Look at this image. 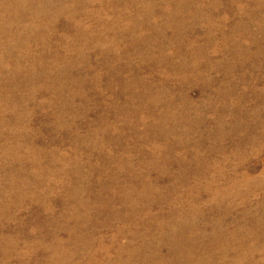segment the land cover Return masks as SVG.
Masks as SVG:
<instances>
[{"label":"rangeland","instance_id":"obj_1","mask_svg":"<svg viewBox=\"0 0 264 264\" xmlns=\"http://www.w3.org/2000/svg\"><path fill=\"white\" fill-rule=\"evenodd\" d=\"M109 1L110 11L79 18L84 27L98 30L96 38V31L85 35L90 41L86 45L90 46L86 53L89 64L71 62V56L75 57L68 52L71 43L65 37L74 39L75 29L60 18L53 24L50 38L52 43L59 42L57 46L31 45L44 62L38 77L31 79L35 90L27 86L9 90L11 85L6 90V95L30 97L23 106L18 99L14 103L16 109L21 108L18 115L25 114L20 125L30 142L18 143L17 154L29 147L31 161L10 157L0 166L38 183L31 187L34 189L22 187L19 195L10 197L20 199L9 204L14 206L9 218L14 219L2 221L6 232H17V251L10 264L19 260L65 264L61 254L54 256L49 249L54 236L72 255L67 264H87L93 252L95 264H111L120 245L147 254L141 247L144 238L132 236V226L124 219L130 216L131 206L122 202L123 197L131 186L140 185L138 178L147 186L171 188L163 201L159 191H152L151 200L159 203L149 208L151 215L170 212L171 206L188 209L196 204L205 231L200 240L205 245L213 240L210 209H226L214 203L216 189L233 188L234 181L244 175L264 180V27L259 25L264 11L256 10V0H218L214 10L204 6L197 15L193 11L199 0H132L140 4L133 31L126 25L135 22L129 19L135 6L127 4L129 0ZM178 3L185 4L186 11H177ZM167 6L174 11L172 15ZM146 7H151L148 16H144ZM115 12H122L125 18L115 20ZM208 13L214 15L209 23ZM104 21L113 23L116 31L103 30L100 24ZM176 31L185 33L188 40L182 41ZM115 32L118 42L109 44ZM104 41L108 44L103 45ZM31 63L27 60V69H32ZM56 65L64 68L62 76L54 70ZM134 74L140 83L135 88L125 86ZM5 114L7 122L15 125L14 111ZM161 115L166 116L163 123L156 119ZM5 129L6 139L0 141L10 148L16 134ZM21 140L25 138H18ZM4 174L0 171V177ZM80 184L86 191L77 193L84 205L77 210L68 204L67 195L72 196ZM236 189L239 195L225 200L234 204L227 206L226 223L231 229L238 225L236 234L218 242L219 248L228 245L227 255L214 250L213 259L208 255L210 264L222 260L234 264L243 247L254 256V262L264 264V181ZM92 195L99 200L94 202ZM142 206L139 202L138 211L142 212ZM72 213L80 215L77 222H85L86 227L83 237L71 242L63 227L77 229ZM137 214L136 222L141 218ZM149 226H140L141 235L156 233L150 244L160 245V231L154 222ZM38 243L42 245L31 251ZM163 246L161 254L171 256L168 245ZM127 256L124 252L120 260L126 261Z\"/></svg>","mask_w":264,"mask_h":264},{"label":"bare ground","instance_id":"obj_2","mask_svg":"<svg viewBox=\"0 0 264 264\" xmlns=\"http://www.w3.org/2000/svg\"><path fill=\"white\" fill-rule=\"evenodd\" d=\"M198 6L194 9L193 13L196 15L200 12L202 7H210V12L215 9V7H218L219 2L218 0H214L212 2L206 3L204 0H199ZM97 3V8H93V4ZM231 3V1H230ZM256 10L264 11V0H256ZM127 4H131L134 7V13L132 16L129 17L131 21H135L133 24L126 25V28L129 29V31H133L136 27V20L138 17L139 7L140 4L138 2L129 0ZM185 5V4H183ZM181 5V3L177 4L176 10L180 12L186 11V8ZM92 8V9H88ZM85 9L84 12L80 11ZM112 9L110 1L109 0H59L58 2L55 0H0V140L2 138L6 139L4 129L8 132L15 133L16 137L14 139V146L7 148L4 143H1L0 141V162L6 161L8 158L12 157L13 160H29L31 161L30 153L28 150H31L29 147H26V151L22 152L21 155H18L17 149H19L20 145L18 143L24 142L26 145H29L30 142L27 140L26 133L23 131L22 125H20L21 122V115L24 117V112H22L20 115H18V110L21 108L16 109V104L14 103V99H18L20 105H24V103L30 99L29 96H18L15 95L14 97L10 94L6 95V90L9 85H11L9 90L12 89H20L24 88L25 86L30 87L29 89L35 90V84L31 83V79L38 77L39 72L41 70V56L37 54V50H32L31 48L35 45H40L41 48H48L51 46H57L59 44L58 41L55 43H52L53 32L54 27L53 24L58 21L60 18L66 19L70 27L72 29H75L74 32V39L68 35L65 37L66 42L71 43L70 47H68V52H72L73 57L71 56V62H80L81 64H89V59L86 56L87 50L90 49V46L87 43L90 41L87 40L85 35H89L90 31L91 33L96 31V34L98 33V30H94L92 27H84L82 23L80 22V17L86 18L87 17H94L97 15H102L106 13L108 10L110 11ZM146 13H144V16H148L149 12L151 11V7L143 8ZM175 10V11H176ZM167 12L169 15H172L174 11H170L169 7L167 6ZM115 20H122L123 13H117L115 12ZM123 14V15H122ZM168 15V16H169ZM208 17L207 22L209 23L210 18L214 17L213 14L208 13L206 14ZM250 15V14H249ZM134 16V17H133ZM172 19V17H170ZM251 21L253 20L252 14L248 17ZM182 19V18H178ZM146 19H143V22ZM184 20V19H183ZM209 20V21H208ZM142 21L140 23H143ZM259 25L261 28L264 27V19L259 21ZM101 28L106 31H116L115 26H113V23L110 24L109 22H102L100 24ZM101 29V30H102ZM262 30V29H260ZM188 32V30H187ZM177 35H179L180 39L182 41H187L188 36L185 35V33L181 36L179 32H175ZM209 33V32H208ZM118 34L115 32L112 34V37L109 40V44H117L118 42ZM73 36V34H72ZM90 36V35H89ZM69 39H71L69 41ZM75 40V41H74ZM64 42V40H60ZM81 45L76 46L75 43ZM126 42V41H125ZM106 41L102 42L103 45L108 44ZM34 44L33 46H31ZM80 47V48H79ZM196 53V52H195ZM82 56V57H81ZM84 56V57H83ZM102 62L108 65V63L104 60L105 57L101 56ZM73 59V60H72ZM26 60V62H24ZM27 60L32 62L31 68L27 69L26 63ZM53 61V60H52ZM38 64V66H37ZM41 64V65H40ZM78 64V63H77ZM187 65V63H184ZM89 67V65H88ZM103 67V66H102ZM54 70L57 72L58 75H61L65 72L63 67L55 66L53 67ZM107 71H110L109 69L105 68ZM45 69H43L44 71ZM42 72V71H41ZM135 76V77H134ZM134 77V78H133ZM133 77L127 81L128 83L125 84V86H131L135 88L136 84L138 85L140 83V77L136 74L133 75ZM99 78V77H97ZM74 80V79H73ZM132 81V82H131ZM62 86H60L61 88ZM146 89H149V87L146 85ZM21 91V90H20ZM14 111L16 115H14L15 125L10 124L6 120V111ZM166 116L161 115L156 117L158 122L163 123ZM163 135V134H162ZM25 138V140H21L18 142V138ZM217 139V138H215ZM3 165V164H0ZM122 169V167H120ZM0 171L4 172V176L0 177V264H10L9 260L13 258V253L17 251V239L16 234L15 235L11 232H6L4 223L2 221H7L8 219L13 220L14 218H9L11 214L9 213L10 209H13L14 206H10L11 203H19L20 199H11L13 198V194L19 195L22 191V187L24 189H34L31 188L32 186H38V183L30 182L26 178H22V176L19 175L18 172L12 173V170L10 168L6 167L5 169L3 166H0ZM263 176V175H262ZM263 178V177H261ZM89 180V178L85 179ZM138 181L140 183L139 186H135L129 189V191L124 195L122 202L125 203L126 206H131L130 209H128V215L127 217L124 216L125 221H127L133 229L132 236H141L144 238V245L142 249H145L148 251L147 254L142 255V252L140 249L132 248V246L128 245V247H124L120 245L117 250V257L116 260L110 261L111 264H193V261H196L198 264H204V261H209L210 264L212 261L209 260L208 255L212 258V252L215 251H222V254L227 255L228 251V245L225 247L218 246V242L224 238V242L226 241V235H229L231 237L235 236L236 229L238 225H234L231 228L227 227L226 223V216L228 215L230 209H228L227 206L234 205L233 201H229V203H226L225 200L229 198L230 196H236L239 195V191H236L240 185H250L251 183L260 184L264 180L260 179H254L250 180L246 175L242 176V179L236 180L233 183V188H225L222 187L220 191V188L216 189V192L214 194L213 199L215 200V204L220 207H225V210H219L216 207L211 208L210 211L213 214V219L208 220L213 225L212 230V242L204 243L201 242L200 238L203 237V234H205L204 229L199 223V219L201 216V210L195 206L196 204H192L189 206L188 209H182L180 207H169V211L163 212L160 211L157 214L151 215L150 213V207L154 204H156L158 201L151 200L152 197V191L157 190L159 191L158 195H161V200L163 201L166 199L167 194L170 193L171 188H157L156 185H153L149 183V185H146V182H141V179L138 178ZM2 184H5L4 186H1ZM123 188V187H121ZM83 190L86 191V188L83 187L81 184L77 185L73 189L72 196L67 195V202L69 205H73L75 209L78 210L79 207H83L82 201L78 199L77 193L82 192ZM136 190H139L142 192V194H137L136 196H133V192ZM120 192H124L122 189ZM148 193V194H147ZM241 196V195H240ZM11 197V198H10ZM72 197V198H71ZM238 197V196H237ZM92 198L94 202L99 200L98 196L92 195ZM36 201H38L40 198H35ZM113 199V198H112ZM145 200H148L147 202ZM263 202H264V196H263ZM13 201V202H12ZM40 201V200H39ZM114 201V200H113ZM143 204L142 206V212L138 208V204ZM107 203V202H106ZM112 203V201H111ZM159 203V202H158ZM213 203V204H214ZM225 204V206L223 205ZM137 206V207H134ZM144 209V210H143ZM136 212L139 214V217H141L137 222L135 221V215ZM116 213V212H115ZM137 214V215H138ZM72 220L76 222V230H73L72 228L63 227V230L67 232L69 238V241L76 240L77 237H83L82 231L85 230V222H77L78 217H81L80 215H77L76 213L71 214ZM117 216V214H116ZM173 220V218H177ZM138 217V216H137ZM69 218V219H70ZM119 218H121L119 216ZM123 219V218H122ZM79 221V220H78ZM126 222V224H127ZM154 222L155 227L160 231V235L157 237V239H160V245H152L151 239H155L157 234H153L150 232L143 233L141 235L140 233V226H143V228L147 227L150 228L149 223L151 224ZM97 226V225H96ZM245 225L243 224L242 227ZM240 227V229H242ZM62 229V228H61ZM230 229V230H229ZM230 233V234H229ZM80 234V236H77ZM53 237V236H52ZM54 241L51 246H49L51 254L59 255L61 254L62 260L65 261V264H67V260L72 257L71 254H68L67 251L64 250V242L60 240L57 236L53 237ZM230 238V237H229ZM140 239V238H139ZM132 240V239H131ZM68 241V242H69ZM136 241V240H135ZM151 241V242H150ZM137 242V241H136ZM223 243V242H222ZM168 245V247L171 250V256L168 255L167 257L165 255L161 254V249L164 247L163 245ZM42 244L38 243L35 244L31 249L33 251L34 249L38 248ZM31 246V245H30ZM163 246V247H162ZM135 247V246H134ZM247 251L243 247V252L241 254L236 256V260L234 264H259L257 262H254V256L250 252ZM124 252H128V256L126 258V261H122V255ZM203 252H207V256L204 255ZM31 254L28 250V254ZM73 254V253H72ZM203 254V255H202ZM19 255V254H18ZM21 256V255H19ZM18 257V256H17ZM97 255L95 252L90 254L87 257V264H95L94 258H96ZM21 259V257H19ZM18 258V259H19ZM213 259V258H212ZM98 260V259H97ZM110 260V259H109ZM109 260H107L109 262ZM222 260V259H221ZM18 264H29L26 262H21L19 260ZM98 264H106V262L100 261ZM218 264H224V261H220Z\"/></svg>","mask_w":264,"mask_h":264}]
</instances>
